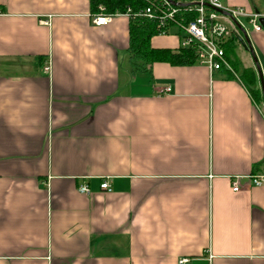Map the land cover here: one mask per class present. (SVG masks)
<instances>
[{
    "label": "crops",
    "instance_id": "0c3cea01",
    "mask_svg": "<svg viewBox=\"0 0 264 264\" xmlns=\"http://www.w3.org/2000/svg\"><path fill=\"white\" fill-rule=\"evenodd\" d=\"M221 3L264 17V0ZM90 15L89 0H0V264H264V183L248 180L264 109L198 62L133 71L127 17ZM247 37L264 83V28ZM150 45L176 50L180 30Z\"/></svg>",
    "mask_w": 264,
    "mask_h": 264
},
{
    "label": "built area",
    "instance_id": "2783aa9c",
    "mask_svg": "<svg viewBox=\"0 0 264 264\" xmlns=\"http://www.w3.org/2000/svg\"><path fill=\"white\" fill-rule=\"evenodd\" d=\"M146 5L136 14L156 23L158 33L164 34L169 26H176L180 30V47L194 48L197 62L205 65L209 71L230 70L231 66L225 57L224 46L227 41L235 37L242 45L245 36H248L249 25L252 31H263L260 19L264 18L257 12H248L241 7H225L221 0H144ZM102 11V8H100ZM130 15V9L123 13L104 14L99 12L90 15L91 23L96 26L106 25L117 16ZM47 23V22H45ZM43 72L50 71L49 64L42 68ZM170 87H165L162 92H169ZM240 177L231 180V189L240 190ZM249 182L254 186L264 183V175L248 176ZM102 190L110 191L107 180L100 184ZM78 192L88 195L90 190L87 185L78 188ZM188 258H180L178 264H187Z\"/></svg>",
    "mask_w": 264,
    "mask_h": 264
},
{
    "label": "trees",
    "instance_id": "16d2710c",
    "mask_svg": "<svg viewBox=\"0 0 264 264\" xmlns=\"http://www.w3.org/2000/svg\"><path fill=\"white\" fill-rule=\"evenodd\" d=\"M145 5L144 0H89L91 15L99 12L104 14L123 13L130 9V15L127 17L128 53L129 63L133 71H147L151 64L155 62H166L173 66L195 64L197 54L194 48L179 46L178 49L171 50L168 48H154L150 45V38L158 33L156 23L153 20L136 15ZM100 8H102V11ZM239 47H241V44L237 39L235 37L230 38L224 46L226 60L234 69L237 79L245 86L255 104L261 106L263 105V95L258 85L256 71L253 67L242 64L238 53ZM227 72L229 77L233 76L229 71Z\"/></svg>",
    "mask_w": 264,
    "mask_h": 264
},
{
    "label": "water",
    "instance_id": "95a60500",
    "mask_svg": "<svg viewBox=\"0 0 264 264\" xmlns=\"http://www.w3.org/2000/svg\"><path fill=\"white\" fill-rule=\"evenodd\" d=\"M172 4L176 5L178 4L177 2L173 1V0H169ZM260 23L262 24V27L264 28V18H261L260 19ZM243 47L245 49L248 50L250 56H251V59L253 61V64H254V67L256 69V72H257V75H258V79H259V83H260V89H261V92H262V95H263V105H264V83H263V77H262V73H261V69L259 67V64H258V61H257V58H256V55L252 49V46L249 42V39L247 36H245V42L242 43Z\"/></svg>",
    "mask_w": 264,
    "mask_h": 264
},
{
    "label": "rangeland",
    "instance_id": "374dc122",
    "mask_svg": "<svg viewBox=\"0 0 264 264\" xmlns=\"http://www.w3.org/2000/svg\"><path fill=\"white\" fill-rule=\"evenodd\" d=\"M247 26V30L250 32V31H252L251 30V28H250V26L249 25H246ZM241 52V49L239 48L238 49V52ZM244 51H245V49H244ZM248 53V52H247ZM250 58H251V56H250ZM252 60V59H251ZM244 62V61H243ZM233 76H235L236 75V73L234 72V69L233 68H231L230 70H228ZM261 107L264 109V105H261Z\"/></svg>",
    "mask_w": 264,
    "mask_h": 264
}]
</instances>
